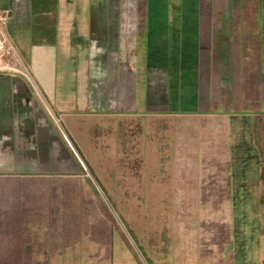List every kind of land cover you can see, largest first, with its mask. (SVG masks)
<instances>
[{
  "label": "rangeland",
  "instance_id": "1",
  "mask_svg": "<svg viewBox=\"0 0 264 264\" xmlns=\"http://www.w3.org/2000/svg\"><path fill=\"white\" fill-rule=\"evenodd\" d=\"M11 2L0 34L13 47L0 54L12 66L0 70V171L18 175L9 199L20 203L22 174L66 171L64 164L76 161L86 180L53 204L42 193L32 207L5 210L0 198V264H264V0H140L139 12V0ZM44 2L60 3L57 23L40 20ZM144 10L146 29L142 21L134 34L138 24L106 22L107 14L130 19ZM201 15H211L226 36L224 51L194 46V17ZM106 25L118 33L119 65L140 70V109L137 96L135 110H125L131 102L97 100L93 105L107 109L91 111L92 57L102 50ZM40 41L55 43L45 81L28 66L30 46ZM213 68L215 86L224 85L219 104L207 101ZM197 75L201 107L225 111H200ZM42 101L58 120L61 158L55 166H24V155L33 161L41 151L35 138L24 140L32 120L24 114L44 112ZM41 187L55 189L52 181ZM30 189L25 182L24 197ZM64 222L73 230H51ZM76 227L105 240L104 263L88 255L79 262L31 257L54 241L67 244Z\"/></svg>",
  "mask_w": 264,
  "mask_h": 264
},
{
  "label": "crops",
  "instance_id": "2",
  "mask_svg": "<svg viewBox=\"0 0 264 264\" xmlns=\"http://www.w3.org/2000/svg\"><path fill=\"white\" fill-rule=\"evenodd\" d=\"M11 0H0V9H10V7L12 6L11 4ZM59 2L57 3H45L44 2V6L42 7L43 9H40V14H38V16L40 17V20L42 22H47L49 23H57L59 20ZM43 6V5H42ZM135 6V5H134ZM140 6L141 2L139 0V4H138V12L140 10ZM145 6V4H144ZM106 8V7H105ZM145 9V7H144ZM11 10V9H10ZM145 13L143 14H134L132 18H128V16H121L119 15L118 17L120 18L119 20H117L116 16H109L107 14V23H111V24H115V23H125L130 22L132 24H138L139 26H133L132 27V34H134L135 30L138 29V31H141V22L144 21V25H143V30L146 29V24L147 21V10H144ZM50 12H53V16L51 18L50 21L47 20V17H49ZM138 15V16H137ZM94 16V15H93ZM197 17V18H196ZM194 17V21L197 24V29L200 31V35L198 36V32H197V43L194 45L196 48H200V51H209L211 48L213 49V53L212 55H214L215 48L217 46L218 47H222L224 51L225 49V39L226 36H222L220 33V31L218 32L217 29H219V26H215V22L214 19L212 18L211 15L209 16H205V15H201L200 19L199 16ZM95 18V17H94ZM93 18V19H94ZM110 19H114L113 21ZM107 26V25H106ZM186 29L189 30V26H186ZM192 32H194L193 37H195V27L193 25L192 28ZM221 30V28H220ZM95 34V33H94ZM219 34V35H217ZM114 35H118V33L113 30V28H111V26H107L106 27V33L104 35V41H103V45L101 46L102 50L100 49L99 53H95L93 54L92 57V67H91V80H93V92H91L89 95V99H90V103L92 105V112L93 113H100L101 111H97V110H104V108L107 109V107H100V106H95L93 105L94 103H98L96 102L97 100H101L103 102H105L106 104L108 102H112V101H116L117 102H121V104L123 105L124 103L129 106L130 102L133 103V105H131L132 107H129L125 110H129V109H133L135 110V104L137 99L136 97L138 96V101H139V109L141 108V102H145L146 101V95L141 91V82H140V78H139V72H134V71H130L129 66L128 65H119L118 60L120 57V51H119V42H117L118 38L115 37ZM212 36V37H211ZM232 37L231 39L229 38L228 43L230 42V45H233V41H232ZM116 40V41H115ZM203 40V42H202ZM211 40V41H210ZM218 41V42H217ZM50 42V41H49ZM46 43L43 41H40L38 43H32V45L30 46L29 49V53H30V63H28V66H31V69L34 70V72H36L38 78H40V80L45 81L47 79L48 71L47 70V65H48V60L50 59L51 53L54 52L55 49V43L52 42L51 43ZM216 42V43H215ZM93 44V42H92ZM221 45V46H220ZM104 47V50H103ZM232 50V49H231ZM235 50V49H234ZM230 53V52H229ZM145 54V53H144ZM220 54H224L223 52H219ZM240 55V52H239ZM140 62L143 61L142 59V55H139V59ZM119 67H118V65ZM214 63V62H213ZM241 65V64H240ZM239 66V65H238ZM214 67V66H213ZM105 71L106 73H102V70ZM240 69V68H239ZM214 73L212 74V85H211V89H210V96L209 99L207 101H209V103L214 104V103H221L222 98L225 96V94H223L222 96V91L220 89V87L222 88L224 85H222V83L217 84V86H215V69L213 68L212 70ZM108 72V73H107ZM129 77L131 76V80L128 81V75ZM198 74V72H197ZM28 75V73L26 74ZM219 77L221 78L220 72H219ZM220 78L218 80H220ZM197 81V89L199 91V94L196 97V103L199 104L200 106V111H208V112H223L225 110H219V109H213L210 108V106L208 108H202L201 104L204 101V97L202 96V93L200 91V88H198L199 84H200V80H199V75H197V77L195 78ZM132 82V83H130ZM137 82V83H136ZM214 83V84H213ZM140 86V87H139ZM213 87V88H212ZM216 87V89H215ZM239 87V85H238ZM113 88V89H111ZM240 88V87H239ZM47 90L48 92H50L51 90V86L49 83L44 84V90ZM241 89V88H240ZM132 95V96H131ZM88 99V97H87ZM43 100V98H42ZM142 100V101H141ZM137 101V102H138ZM199 101V102H198ZM43 103L42 106L45 109L44 112L39 113V112H28L25 113L24 115H26L27 117L31 118V122L28 123L30 125V127L28 129H30V132H25L24 133V140L28 139L31 137L35 138V142H37L38 146H41L40 149L41 151L38 153V155H34L35 157L33 158V161L31 160V158L26 155H24V166H33V167H49V166H55V162L54 160L57 158H61V150L59 148V145L61 143V135L60 133L58 134L57 131L55 130V127H58V120L55 119V117L53 118L51 115V113H48L46 111V108L49 107L48 105H46L47 103H45V101H42ZM129 102V103H126ZM208 103V104H209ZM105 104V106H106ZM138 109V110H139ZM109 110V109H108ZM117 110V107L114 108V111ZM121 110V109H120ZM95 111V112H94ZM227 111V110H226ZM50 112V111H49ZM90 112V113H92ZM66 113V112H65ZM109 113V112H108ZM69 114H72L73 116H76V112H71ZM79 114V113H78ZM55 133H57L56 138H54ZM28 137V138H27ZM64 146V144H63ZM43 147V148H42ZM55 148V149H54ZM65 149H68L67 147ZM64 149V150H65ZM57 152L60 153L57 154ZM66 163L67 162V158H65L64 160ZM75 161V158H74ZM42 162V163H41ZM41 163V164H40ZM54 164V165H53ZM39 165V166H38ZM78 167V165L76 164V161L73 162L72 166L64 164V168L68 169L66 171H59V172H44V173H38V174H34V173H27V174H22L21 177L17 178L16 182L18 181V187H19V195L21 194V197L19 196L20 203H16L13 200H10L9 198V194L11 192V186H12V182H14L13 180V176H18L17 174H9V172L7 173V171H0V198L4 199L6 201H8L6 203V209H12L14 207V205L17 206H21L22 209H24V207L29 208L32 207L36 204V200H41L43 197L41 196L42 193H46V196L49 198L48 201H50V199H54L53 201H50V203H54V201H56V199L59 198H64L67 197L68 195H74V187L77 183L81 182L82 180H84L80 175H77V171L76 168ZM3 168V167H2ZM11 172V171H10ZM25 177V178H24ZM25 179V180H24ZM12 180V182H11ZM86 180V179H85ZM84 180V182H85ZM50 181H52L53 186H55V189L53 190H46L44 191L43 188L41 187L42 185H45L47 183H49ZM29 183L32 186V189H30V192L27 193V196L24 197V183ZM6 183H8V187L7 189H3V187L1 186L2 184L4 186H7ZM78 185H82V184H78ZM77 185V186H78ZM35 186V188H34ZM58 186V187H57ZM39 187V188H37ZM47 187V186H46ZM56 187L59 188V192L56 191ZM86 186H83V191L84 188ZM37 188V190H36ZM40 189L42 190L41 192ZM39 192L36 193L35 192ZM76 193H78L76 191ZM60 194V195H59ZM82 194V191H80V195ZM18 198V199H19ZM25 200V203H24ZM19 201V200H18ZM61 204H64V202L62 201ZM65 205V204H64ZM66 206V205H65ZM62 223H58L51 225V230H57V231H62V230H67V231H72L73 228H71V226L68 224L66 225V223L64 222L62 225ZM39 226V225H38ZM63 226V228H62ZM49 228V229H50ZM44 229V228H43ZM43 229H39V230H43ZM48 229V228H46ZM45 230V229H44ZM78 231L74 237H72V239L67 243L64 244L63 242L60 241H54L51 244H47L46 247H43L42 249H40L42 252L46 253L42 255V253L37 250L35 253L33 252V254L31 255V257H40L39 259H41L43 256L47 254L51 257V256H58L61 259H67V261L69 260H73V261H81L83 260V258L88 255L87 257H90V259L94 262H99V263H104V253L106 252L105 248H104V242L101 238H98V236L96 235L97 238L91 239L93 237H88V235L86 234H80V232L84 231L83 229H80L78 227L74 228L73 232ZM80 231V232H79ZM83 237V238H82ZM85 240V241H84ZM88 241V242H87ZM31 246L27 245V249H30ZM94 259V260H93ZM108 259V258H107ZM106 259V260H107Z\"/></svg>",
  "mask_w": 264,
  "mask_h": 264
},
{
  "label": "built area",
  "instance_id": "3",
  "mask_svg": "<svg viewBox=\"0 0 264 264\" xmlns=\"http://www.w3.org/2000/svg\"><path fill=\"white\" fill-rule=\"evenodd\" d=\"M11 17V10L10 9H0V34L4 35L3 32V25L9 23ZM11 49H13V47L10 46L6 47V39L4 37H2L0 35V54L7 51V53L11 52ZM12 66L11 64L7 63H3V60L1 59V55H0V70H8L11 69Z\"/></svg>",
  "mask_w": 264,
  "mask_h": 264
},
{
  "label": "trees",
  "instance_id": "4",
  "mask_svg": "<svg viewBox=\"0 0 264 264\" xmlns=\"http://www.w3.org/2000/svg\"><path fill=\"white\" fill-rule=\"evenodd\" d=\"M205 1L209 2L210 0H204V2H203V4H207V5L210 6V3H205ZM208 16H209V15H208ZM261 178H262V180L264 181V163H263V166H262ZM261 200H262V202L264 203V193H263V195H262V197H261ZM131 233H132V235L134 236L133 231H131Z\"/></svg>",
  "mask_w": 264,
  "mask_h": 264
},
{
  "label": "flooded vegetation",
  "instance_id": "5",
  "mask_svg": "<svg viewBox=\"0 0 264 264\" xmlns=\"http://www.w3.org/2000/svg\"><path fill=\"white\" fill-rule=\"evenodd\" d=\"M201 4H203L204 0H200ZM200 17V16H199Z\"/></svg>",
  "mask_w": 264,
  "mask_h": 264
}]
</instances>
